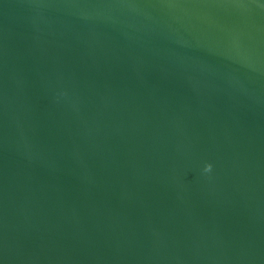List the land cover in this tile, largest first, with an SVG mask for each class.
<instances>
[{
  "label": "water",
  "instance_id": "water-1",
  "mask_svg": "<svg viewBox=\"0 0 264 264\" xmlns=\"http://www.w3.org/2000/svg\"><path fill=\"white\" fill-rule=\"evenodd\" d=\"M0 264H264V0H0Z\"/></svg>",
  "mask_w": 264,
  "mask_h": 264
}]
</instances>
